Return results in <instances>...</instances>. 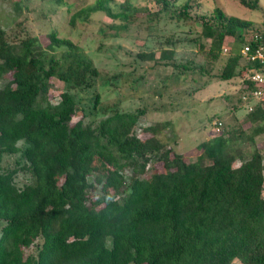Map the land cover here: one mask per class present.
<instances>
[{
    "label": "trees",
    "instance_id": "obj_1",
    "mask_svg": "<svg viewBox=\"0 0 264 264\" xmlns=\"http://www.w3.org/2000/svg\"><path fill=\"white\" fill-rule=\"evenodd\" d=\"M197 1L186 0L182 9ZM168 4L163 0L162 8ZM120 7L113 11L107 0H96L84 10L67 11L73 23L95 11L124 21L139 9L126 0ZM214 13L226 20L225 28L203 25L209 44L199 49H206L213 65L225 38L237 36L219 78L240 80L251 64L240 53L243 37L236 33L250 22L225 18L218 8ZM107 29L119 26L102 24L99 34ZM255 31L260 32L252 28L247 34ZM24 34L0 26V162L23 141L26 162L20 168L31 174L19 187V169L0 168V221L5 222L0 264H264V155L255 144L264 133L263 106L255 105L240 120L233 114L230 124L221 121L222 132L199 141L189 161L187 153L157 136L165 121L138 127L143 110L114 111L85 122L68 90L50 102L53 77L87 86L98 68L82 61L61 71L56 58L44 57L45 49H72V42L52 27L42 36ZM173 56L168 48L158 58L155 51L147 55L178 67L169 62ZM256 88L247 80L225 96L231 112L245 109L242 95ZM98 100L95 93L93 105ZM244 140L246 152L239 146Z\"/></svg>",
    "mask_w": 264,
    "mask_h": 264
},
{
    "label": "rangeland",
    "instance_id": "obj_2",
    "mask_svg": "<svg viewBox=\"0 0 264 264\" xmlns=\"http://www.w3.org/2000/svg\"><path fill=\"white\" fill-rule=\"evenodd\" d=\"M124 1L107 0V5L111 10L119 11ZM126 1L139 8L127 20L113 21L103 11H95L87 19L79 18L72 23L67 7L72 8L71 12L84 10L96 0H0V26L7 30L16 29L22 36L25 31L42 36L52 27L59 38L70 40L74 48L45 49L47 60L56 58L61 71L82 61L98 68L99 75L89 78L87 86L73 85L58 76L53 77L48 94L50 102H57L59 94L68 90L79 103L77 116L86 114L85 122H97L114 111L143 110V114H139L138 127L165 121L157 136L177 152L187 153L188 160L193 161L195 145L220 133L214 131L215 122L220 120L223 124H230L233 114L239 120L246 114L244 108L231 112V104L225 98L234 93L239 80L219 78L238 37L227 36L223 43L227 52L222 51L219 61L210 65L205 57L206 49H199V44L206 48L209 44V40L202 37V26L225 28L226 20L217 19L214 13L218 8L225 18L236 16L250 22L248 27L237 29L240 38L252 28L261 32L264 30V0H249L250 7L242 5L239 0H198L197 5L186 11L182 9L186 0H167L166 10L162 8L163 0ZM156 11L160 15L152 17L151 12ZM105 23H112L119 29H107L101 35L98 28ZM151 23L152 26L148 27ZM120 25H125L126 29ZM114 33L118 35L114 36ZM167 48L174 52L169 62H175L178 67L161 60H148L147 55L152 51L158 58L160 50ZM95 93L99 94V100L93 105ZM239 144L245 152L248 150L246 140ZM255 144L264 155V133L255 137ZM18 145V152L3 155L0 168L17 167L15 182L22 187L31 181V174L20 168L26 162L25 143L19 141ZM4 224L0 221V231ZM32 250L35 251V247ZM232 264L241 263L234 260Z\"/></svg>",
    "mask_w": 264,
    "mask_h": 264
},
{
    "label": "built area",
    "instance_id": "obj_3",
    "mask_svg": "<svg viewBox=\"0 0 264 264\" xmlns=\"http://www.w3.org/2000/svg\"><path fill=\"white\" fill-rule=\"evenodd\" d=\"M223 51L227 52V49L223 48ZM240 51L251 67L248 68L239 83L249 80L257 84L256 89L242 95L246 112H251L255 105L259 104L264 107V36L258 31L244 35ZM214 125V131L221 133V121L215 122Z\"/></svg>",
    "mask_w": 264,
    "mask_h": 264
},
{
    "label": "crops",
    "instance_id": "obj_4",
    "mask_svg": "<svg viewBox=\"0 0 264 264\" xmlns=\"http://www.w3.org/2000/svg\"><path fill=\"white\" fill-rule=\"evenodd\" d=\"M209 137H211V136H209ZM209 137H208V138H209Z\"/></svg>",
    "mask_w": 264,
    "mask_h": 264
}]
</instances>
